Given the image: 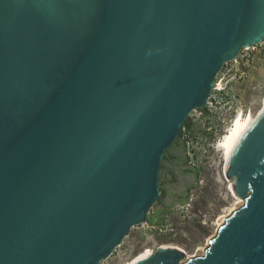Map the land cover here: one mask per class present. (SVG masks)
<instances>
[{"label":"water","instance_id":"obj_1","mask_svg":"<svg viewBox=\"0 0 264 264\" xmlns=\"http://www.w3.org/2000/svg\"><path fill=\"white\" fill-rule=\"evenodd\" d=\"M263 40L264 0H0V264L113 256L224 65ZM228 176L245 203L204 256L134 264H264V112Z\"/></svg>","mask_w":264,"mask_h":264},{"label":"rangeland","instance_id":"obj_2","mask_svg":"<svg viewBox=\"0 0 264 264\" xmlns=\"http://www.w3.org/2000/svg\"><path fill=\"white\" fill-rule=\"evenodd\" d=\"M242 52L244 50L237 56L239 57L237 61L235 59L225 64L218 74L224 87L227 88L231 84L229 87L235 89V91L233 93H216L214 98H212V93L208 99L207 103L212 104L214 109L219 110L221 115L224 114L221 103L223 106L231 104L227 110L233 107L234 102L241 100L242 91L247 87L245 81H249L253 77L258 78L264 74V45L258 47L256 51ZM234 78L236 82L230 83ZM253 95L261 96V93L254 92ZM244 102L246 105V101ZM197 111L201 117L199 123H196L197 118H188L178 138L168 149L162 161L159 177L161 196L148 214L149 225L147 228L149 229L139 230L140 224L137 225L139 228L136 226L137 230L130 233V241L128 239L127 244L124 246L125 251L132 247L133 252H130L129 259L133 255L140 254L148 246L153 247L143 239L144 235L152 234L160 245L170 244L171 242V244L186 247L191 251V254L198 245L206 246L208 241L211 242L216 237L213 235L215 233V220H218L220 212L228 207V201L221 199L215 191L217 186L212 179L213 170L210 168L209 162L211 161L209 157L214 155L209 149H207L208 153H205V147L215 139L218 129H222V123L214 121L213 118L216 119V116L207 106ZM201 178L208 180L206 181L207 185L206 183L204 185L200 184ZM202 186L204 187L202 188ZM192 195H195V200L191 199ZM150 223H154V225ZM163 230L171 231L162 233ZM113 256L115 257V254ZM110 264H116V261L113 260Z\"/></svg>","mask_w":264,"mask_h":264},{"label":"bare ground","instance_id":"obj_3","mask_svg":"<svg viewBox=\"0 0 264 264\" xmlns=\"http://www.w3.org/2000/svg\"><path fill=\"white\" fill-rule=\"evenodd\" d=\"M263 41H258L255 44L250 45L249 47H247V46L244 47L243 48L244 52H242V53L250 52L253 50L254 51L258 50V47L264 45ZM238 59H239V57L236 58V61ZM232 82L233 83L236 82V79L235 78L232 79V81L230 83H232ZM245 82L247 84V87L245 90L242 91L241 100L239 102H234L233 107H231L230 109L227 110V108L231 104H229V105L227 104L226 106H223L222 103L220 102L221 106H222V112L224 113L223 115L220 114L219 110L214 109L212 104L207 103V108H209L212 111V113L216 116V119L213 118L214 121H216V123L217 122L222 123V129L221 130L218 129V131L215 135V139L212 142L208 143V146L205 147L206 148L205 153H208L207 149H209L210 152L213 153V155H214V156H212L213 159H212V157H209V158H211V161H209V162H210V168L213 170L212 179L214 181V184H216V186H217V189L215 191H217V193L219 194L221 199L228 201V207L225 210H222L220 212L219 219L215 220L216 225H215V233L213 234L214 237L217 235L220 228L225 224L226 220L235 211H237L241 207H243V205L245 203L244 199L240 198L236 193L235 180L228 176V168H229V166L233 160L234 154L236 153V151L238 150V148L240 147V145L242 144L244 139L247 137L249 132L255 127L259 117L264 112V74L258 78H254V77L250 78L249 81H245ZM229 86L227 88H225L224 84L220 82V76H218V78L215 80L214 88L212 89V92H211V94L213 93L212 98H214V95H216V93H221V92H227V93L232 92L233 93V91H235V89L230 88ZM254 92L255 93H261V96H254L253 95ZM251 94L253 95L252 98H251V96H252ZM247 100H249V101H247ZM244 101H246V105H245ZM218 115H219V117H218ZM192 118H197L196 123L197 124L199 123L201 117H200V114L197 110H194L191 113L190 119H192ZM213 123L215 124V122H213ZM200 126L202 127V124H200ZM211 153H210V155H211ZM189 156L191 157V154ZM205 170H207V169H205ZM205 175H203V176H205ZM206 181H208V180L201 178L200 184L204 185L206 183ZM206 185H207V183H206ZM203 187L204 186H202V188ZM161 193H162V191L160 190V194ZM195 198H196L195 195L191 196L192 200H195ZM209 204H210V202H209ZM148 214L145 217L144 221L141 223L140 228L137 226L139 228V230H141V231H143L145 229H149V228H147L149 225ZM150 224L154 225V223H150ZM137 227L135 226L132 229L131 233L133 231L137 230ZM150 229H152V228H150ZM169 231H171V230H166V231L163 230L162 233H167ZM155 238L156 237H154L152 234L144 235L143 239L146 240V242L148 241L153 247L148 246L140 254H138L136 256L133 255L131 257V259H129L131 256V255L129 256V254L132 251L131 250L132 247H131V249L128 248L129 250H127V251L124 250V246L127 244L128 239H129V236H128L125 239V241L123 242V244H121L117 248L116 252L114 253L115 257L113 256L112 258L110 257V258L106 259V261H104L103 264H110V262L111 261L113 262V260L116 261V264H134L144 254H146L149 250L154 249V247H156V246H161L160 244L157 243V240ZM129 241H130V239H129ZM209 243L210 242L208 241L206 246H202V245L199 246L198 245L194 249L193 254L185 256V260H189V259H192L195 257L204 256L206 253V250L208 249ZM170 244H171V242H170ZM170 244L166 243V244H162V245H170ZM174 245H176V244H174Z\"/></svg>","mask_w":264,"mask_h":264}]
</instances>
